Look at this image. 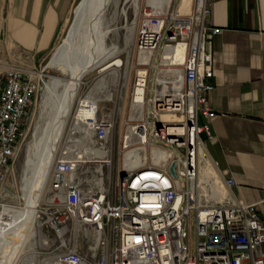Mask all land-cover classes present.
<instances>
[{
  "label": "built area",
  "instance_id": "built-area-1",
  "mask_svg": "<svg viewBox=\"0 0 264 264\" xmlns=\"http://www.w3.org/2000/svg\"><path fill=\"white\" fill-rule=\"evenodd\" d=\"M177 3L138 9L129 91L136 113L122 121L117 164L125 174L113 196L101 184V170L113 163L108 137L114 120L97 104L79 101L72 115L82 125L79 143L69 147L76 140L70 128L54 151L33 210L43 245L22 264H264V219L255 201L233 193V176L219 168L201 137L210 136L209 126L197 121L198 110L213 115L205 104L213 86L206 78L213 74L211 37L220 28L211 23L207 0H190L184 9ZM3 71L0 189L29 105L46 78L43 67L10 65ZM85 141L103 150L90 160L93 184L78 171ZM129 151L138 155L137 164L124 163ZM155 151L164 155L152 157Z\"/></svg>",
  "mask_w": 264,
  "mask_h": 264
},
{
  "label": "crops",
  "instance_id": "crops-1",
  "mask_svg": "<svg viewBox=\"0 0 264 264\" xmlns=\"http://www.w3.org/2000/svg\"><path fill=\"white\" fill-rule=\"evenodd\" d=\"M72 0H21L11 6L8 30L31 58L56 41ZM219 31L211 37L213 86L198 114L210 136L202 133L210 156L231 174L233 193L255 201L264 219V0H207ZM264 254V241L261 245Z\"/></svg>",
  "mask_w": 264,
  "mask_h": 264
},
{
  "label": "rangeland",
  "instance_id": "rangeland-1",
  "mask_svg": "<svg viewBox=\"0 0 264 264\" xmlns=\"http://www.w3.org/2000/svg\"><path fill=\"white\" fill-rule=\"evenodd\" d=\"M21 0H0V27L2 28V36L0 37V86L3 79V69L7 66L14 65L18 67H30V68H40L43 67V71L46 73V78L42 88L36 93L35 97L32 99L29 108L27 110L26 117L23 122V133L20 137L17 147V152L15 158L11 164L8 178L4 183L3 187L0 189V206L5 205L7 210H5V215L10 216L11 214L24 211V200H23V190H22V177L25 173V166L28 163L30 157V143L35 137L37 130L40 128V125L46 118V112L49 107L42 108V98L43 91L45 88L46 82L49 80L50 76L53 75H65L60 69H57L55 66H50L51 55L57 45L65 47L66 34L68 32L69 25L71 23L72 17L76 11L77 4L80 0H72L67 11L64 22L61 26L60 32L54 44L49 48L44 54L35 56L33 60L29 50L21 47L10 35L8 30V16L11 6L20 2ZM168 1V0H167ZM171 5H175L180 0H169ZM137 7H135L133 0H117L116 5L112 1L109 2L105 10V19L109 21L110 27H117L115 32H110L106 35V44L108 48H111L112 52H115V58H119L120 61L118 64L112 63L111 66L117 68L115 74L113 75L110 72H107L104 75L103 86L100 89L95 91L97 107L99 111L108 113L114 120L113 128L109 135V143L112 149L113 163L110 166L103 167L101 173L103 174V185L109 187V190L112 192L115 186L116 179L121 176V166L117 164V146L119 143V133L123 129L122 121L127 115L131 112L136 113V110L133 111L131 106L129 91L131 78L133 74L132 63L137 55L134 48V35L137 25V15L138 9L146 4H152L155 7H164L167 3H163L164 0H136ZM177 3V4H178ZM184 9V7H181ZM125 10V14L121 13V10ZM134 24L132 28L131 36L124 41L125 35L128 33L127 26ZM117 50V51H116ZM113 57V58H114ZM143 55L142 58H144ZM141 58V54H140ZM101 77V74L96 70H91L88 73L84 74L77 94L75 96L71 112H69L66 121L65 127L61 132V135L56 145V149L62 140H65L70 134V128H72L76 140L71 141L69 147H72L73 143L78 144V138L81 134L80 124L76 125L73 122L72 115L75 113V110L78 106V101L85 98L88 93H91L92 87L95 82ZM61 87L59 83L52 91V95L58 93V89ZM97 98H99L97 100ZM76 107V108H75ZM198 112H200L198 110ZM68 119V120H67ZM198 119V118H197ZM199 122V121H198ZM200 123V122H199ZM75 126V127H73ZM36 130V132H35ZM78 131V132H77ZM206 135V134H205ZM202 136V134H201ZM71 137V138H72ZM203 137V136H202ZM82 142V141H81ZM95 149H99L96 147ZM84 150V151H83ZM94 148L85 141V143L80 145L78 151L81 152L83 160L79 166L78 171L86 174V182L88 184H93L95 182V176L93 175V162L90 160L93 159L95 151ZM101 150V149H100ZM98 155L100 153H97ZM117 164V166H116ZM7 218L3 217L0 221V227L3 225L4 221ZM35 230L33 238L35 242L29 247L25 246L22 249L20 257L15 261V264H22L28 259H32L34 255L32 254L37 250L41 244L39 238H42L38 234V230L32 225ZM24 259V260H23ZM22 260V261H21Z\"/></svg>",
  "mask_w": 264,
  "mask_h": 264
},
{
  "label": "bare ground",
  "instance_id": "bare-ground-1",
  "mask_svg": "<svg viewBox=\"0 0 264 264\" xmlns=\"http://www.w3.org/2000/svg\"><path fill=\"white\" fill-rule=\"evenodd\" d=\"M110 1L114 3V6L117 3V0H80L66 34L64 50L59 44L55 47L51 55L49 65L60 69L65 75L50 76L45 84L42 108L47 106L49 109L46 112V118L40 125V128L37 132L35 130L36 135H34L35 137L30 143V157L22 177L24 211L21 210L8 216L5 215L7 213H5L7 207L5 205L0 206V221L3 217L7 218L0 227V264H15V261L22 253L23 247H29L35 242L33 238L35 230L32 227L33 225L35 229L37 228L33 223L34 206L39 201L43 188L46 185L48 170L53 160L56 145L65 127L66 118L69 112H71L83 75L91 70H96L101 74V77L93 85L91 93H88L85 98L80 100L95 104L96 96L94 93L103 86L104 75L107 72L113 75L115 74L117 68L111 66V64H118L120 59L114 57L116 55L115 52H112L111 48L107 47L105 40L108 33L115 32L117 29V27H110L109 21L105 19L104 13ZM168 1L164 0L163 3L165 4ZM189 1L180 0L179 4H181V7H185ZM133 3L137 7L136 0H133ZM121 13L125 14V10L122 9ZM133 27L134 24L127 26L128 33L125 35V42L131 36ZM175 51L177 56H182V49L179 46H176ZM170 52L168 48L164 51V54ZM149 56L145 55V58ZM142 57L143 55H141ZM59 83H61V87L54 96L52 95V91ZM136 98H139L138 94ZM131 106L136 110L133 104ZM130 114L132 113L130 112ZM74 124L76 126L79 123L76 121ZM93 151L101 154L103 150L94 148ZM127 153L128 159H124V163L130 165L137 164L138 155L136 153L129 154L130 151ZM154 155L163 156L164 152L155 151L152 157ZM170 170L172 171V166ZM202 172L206 173V170L203 169ZM124 174L125 172L121 167V176L116 179L114 188ZM101 184L103 185V183ZM105 191L107 195L113 196L110 190L105 189ZM215 193V195H221L222 190L217 188ZM36 230L42 236L41 229L37 228ZM42 239L43 236L39 238L41 242L40 248L43 245Z\"/></svg>",
  "mask_w": 264,
  "mask_h": 264
},
{
  "label": "water",
  "instance_id": "water-1",
  "mask_svg": "<svg viewBox=\"0 0 264 264\" xmlns=\"http://www.w3.org/2000/svg\"><path fill=\"white\" fill-rule=\"evenodd\" d=\"M2 36V28L0 27V37ZM119 60V59H116Z\"/></svg>",
  "mask_w": 264,
  "mask_h": 264
}]
</instances>
